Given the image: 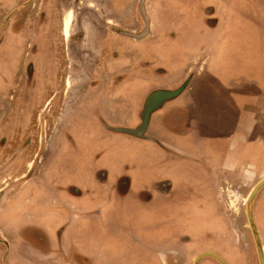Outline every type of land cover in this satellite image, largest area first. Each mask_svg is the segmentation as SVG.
<instances>
[{
  "label": "crops",
  "instance_id": "obj_1",
  "mask_svg": "<svg viewBox=\"0 0 264 264\" xmlns=\"http://www.w3.org/2000/svg\"><path fill=\"white\" fill-rule=\"evenodd\" d=\"M87 1L92 12L105 2L127 34L95 31V56L78 58V108L54 144L19 150L13 136V96L34 97L20 76L28 25L0 47V137L12 134L0 143L1 264H134L146 251L140 228L173 201L169 186L200 192L211 171L264 178V0H147L146 38L134 35L137 0ZM38 2L0 0L1 13L18 18ZM215 186L202 199L219 206L234 185Z\"/></svg>",
  "mask_w": 264,
  "mask_h": 264
},
{
  "label": "flooded vegetation",
  "instance_id": "obj_2",
  "mask_svg": "<svg viewBox=\"0 0 264 264\" xmlns=\"http://www.w3.org/2000/svg\"><path fill=\"white\" fill-rule=\"evenodd\" d=\"M96 3H100L101 11L96 9L94 13L87 10L90 8V1L87 0H44L21 13L18 18L13 16L11 11L7 15L1 13V10L7 7L0 4V47L7 39L9 40L8 34L17 33L19 28H26L27 25L30 28L23 38L25 47L20 50L24 59H28L24 73L20 76L26 77L33 89L34 97L32 99V95H29V102L26 104L27 97L23 95L26 89L23 91L21 88L13 96L14 102L19 105L15 108L18 111L19 129L13 130V136L19 138L16 147L19 150L32 143L36 151L39 142L47 136L54 144L61 136L62 124L66 120L70 123V120L65 119L67 112L78 108V71L81 69L78 58L95 56L93 41L98 34L95 31L101 30L103 33L101 35L106 34V38L111 32L120 36L127 34L122 29L112 26L114 25L110 22L112 9L108 8V5L105 6V2ZM38 5H45L46 11L36 15ZM135 8L138 14L139 33L134 35L146 38L151 35L147 0H137ZM16 18L13 27H10ZM101 39L103 40V36ZM7 117L8 115L0 118V125ZM27 120L29 127L26 129L24 125L26 126ZM254 132L249 131L247 135L252 136ZM10 133V130L3 132L4 136L0 137L1 144L12 135ZM52 148L56 147L52 145ZM30 150H33L32 146L27 151ZM210 173L203 177L198 176V179H202L201 181L206 184V189L200 192L191 188L185 191L184 187L174 190L173 186H169L171 192L168 195L173 196V201L157 202L159 216L153 219L154 223L151 222L152 219H148L145 226L140 228L141 235L145 237L142 243L146 251L145 255H140L134 260V264H194L197 257L204 253L217 254L227 264L259 263L254 244L250 246V252L248 250L246 241H250V236L244 235L247 219L243 208L246 201L244 193L249 188L252 191L264 178L257 183L256 178L247 176L219 177L215 176L213 171ZM244 178L250 179L244 183ZM216 181L220 185L224 183L234 185L232 188L227 186L228 192L225 197L224 193L220 194L222 200L219 201V206L215 202L202 199V196L218 194ZM248 181L255 184L249 186ZM174 211L178 213V217L168 216L169 212ZM254 218L260 230L264 252V188L255 199ZM128 226L131 228V225ZM129 227H124L123 234L134 235L135 232ZM137 242L140 240L137 239ZM4 246L6 247V244ZM189 257H193L191 263H188ZM200 264L221 263L214 258H204Z\"/></svg>",
  "mask_w": 264,
  "mask_h": 264
},
{
  "label": "water",
  "instance_id": "obj_3",
  "mask_svg": "<svg viewBox=\"0 0 264 264\" xmlns=\"http://www.w3.org/2000/svg\"><path fill=\"white\" fill-rule=\"evenodd\" d=\"M147 19V17H146ZM264 188V179L259 182L255 188L252 190L249 199H248V204H247V216H248V221H249V225L250 228L252 229V232L255 236L256 239V244H257V250H258V256H259V260H260V264H264V252H263V248H262V242L260 239V235L256 226V221L254 218V202L255 199L258 195V193ZM204 258H214L217 261H219L221 264H227L226 261L224 259H222L220 256H218L217 254L214 253H204L201 254L197 257V259L195 260L194 264H200V262L204 259Z\"/></svg>",
  "mask_w": 264,
  "mask_h": 264
},
{
  "label": "rangeland",
  "instance_id": "obj_4",
  "mask_svg": "<svg viewBox=\"0 0 264 264\" xmlns=\"http://www.w3.org/2000/svg\"><path fill=\"white\" fill-rule=\"evenodd\" d=\"M260 123H264V122H260ZM256 136H258V134H256V133H254V138H256ZM259 136H264V132L263 133H260L259 132ZM68 152L67 151H64L63 152V154L65 155V154H67ZM255 157H258L259 159L260 158H262L263 156H264V148L263 147H259L258 149H256L255 150ZM61 154V153H60ZM250 178H244V183H245V181L247 182V180H249ZM262 178L260 177L259 178V181L261 180ZM263 180V179H262ZM261 182V181H260ZM248 183H249V181H248ZM255 183H249L248 185L249 186H253ZM252 188V187H251ZM250 189V188H249ZM248 189V191H246L245 193H244V199H246V201H245V204H244V208H243V213H244V216L246 215V219H247V221H246V223H245V225H244V235H246V234H248L249 236H250V241H246L247 242V244H248V250H249V252H250V246H253L252 244H254V246H255V248H256V251H257V255H258V250H257V244H256V239H255V236H254V234H253V232H252V229L250 228V225H249V221H248V216H247V204H248V199H249V196H250V194H251V189L249 190ZM250 191V192H249ZM238 210H240V209H238ZM245 219V220H246ZM263 224H264V222H263ZM256 226H257V229H258V232H259V235H260V230H259V227H258V224H257V221H256ZM260 239H261V236H260ZM252 241H253V243H252ZM245 243V242H244ZM263 247V246H262ZM254 254H255V252H254ZM194 257V256H193ZM193 257H189L188 258V263H191L193 260ZM205 259H207V258H205ZM254 261H255V259H253ZM258 260H259V256H258ZM1 264V263H0ZM2 264H3V262H2ZM253 264H256L255 262H253ZM258 264H260V260H259V263Z\"/></svg>",
  "mask_w": 264,
  "mask_h": 264
}]
</instances>
